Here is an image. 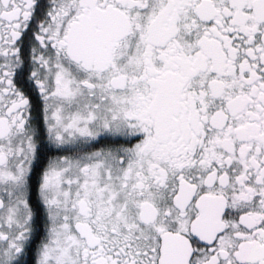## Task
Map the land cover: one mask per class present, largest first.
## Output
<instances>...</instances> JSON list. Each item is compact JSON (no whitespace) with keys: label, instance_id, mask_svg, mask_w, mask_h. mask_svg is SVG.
<instances>
[{"label":"snow or ice","instance_id":"obj_1","mask_svg":"<svg viewBox=\"0 0 264 264\" xmlns=\"http://www.w3.org/2000/svg\"><path fill=\"white\" fill-rule=\"evenodd\" d=\"M0 264H264V0H0Z\"/></svg>","mask_w":264,"mask_h":264}]
</instances>
